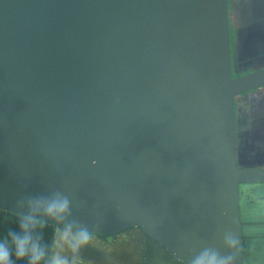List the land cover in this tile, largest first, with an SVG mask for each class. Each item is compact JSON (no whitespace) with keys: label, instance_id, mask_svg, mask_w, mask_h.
<instances>
[{"label":"water","instance_id":"obj_1","mask_svg":"<svg viewBox=\"0 0 264 264\" xmlns=\"http://www.w3.org/2000/svg\"><path fill=\"white\" fill-rule=\"evenodd\" d=\"M232 2L0 0V211L38 200L69 259L61 233L87 228L76 264H140L145 240L244 264L241 201L264 166L237 142L235 99L264 88V52L237 53ZM53 192L66 223L46 214Z\"/></svg>","mask_w":264,"mask_h":264},{"label":"crops","instance_id":"obj_2","mask_svg":"<svg viewBox=\"0 0 264 264\" xmlns=\"http://www.w3.org/2000/svg\"><path fill=\"white\" fill-rule=\"evenodd\" d=\"M229 17L231 40L232 43H236L237 53L247 52L250 54L247 55L249 59L256 52L263 53L264 0H233L229 5ZM242 100L243 112L249 122L248 149L254 159L264 166V88L246 95ZM245 108L248 109L247 112ZM260 144L262 145L260 150L256 149ZM255 151L261 152V155L256 156ZM242 205L243 237H248L245 240L251 243L250 254L244 264H264V187H253L252 193L246 197ZM21 219L0 211V239L7 238L12 231H19ZM56 232L55 227L37 222L36 233L47 246L49 255L52 253ZM144 243L140 264H181L156 243L150 240H145ZM13 261L14 264H27L26 260H16L15 256Z\"/></svg>","mask_w":264,"mask_h":264},{"label":"clouds","instance_id":"obj_3","mask_svg":"<svg viewBox=\"0 0 264 264\" xmlns=\"http://www.w3.org/2000/svg\"><path fill=\"white\" fill-rule=\"evenodd\" d=\"M46 202V214L50 218L66 223L72 216L71 201L61 192H53L47 197L40 198ZM36 199H29V211L22 216L19 231H12L7 238L0 239V264H14L16 260L27 261V264H76V257L80 249L91 240L87 228L79 227L75 232L65 229L61 239L68 245L72 258L55 253L49 255L47 246L42 243L41 237L36 233L37 219L31 215V207L37 203ZM18 202V206L21 205ZM229 246H234L235 240H228ZM230 256H222L219 251L211 247L202 248L189 264H230Z\"/></svg>","mask_w":264,"mask_h":264},{"label":"flooded vegetation","instance_id":"obj_4","mask_svg":"<svg viewBox=\"0 0 264 264\" xmlns=\"http://www.w3.org/2000/svg\"><path fill=\"white\" fill-rule=\"evenodd\" d=\"M248 94H249V93H248ZM237 99H239V97H237L235 100L237 101ZM243 103H244V102H243V100H242V101L240 102V106H241V107H243V105H242ZM241 107H240V108H241ZM243 110H244L243 108H242L241 111L239 110L240 112H238V117H237V120H238V122L240 123V125H241L242 127H243V125H244V121H245V119H244V118L242 119V117H246L245 114H244V112H243ZM243 131H244V132H243V138H242V139H243V140L246 139L247 142H248V135H247L248 133L246 132V130H243ZM244 135H245V136H244ZM246 137H247V138H246ZM237 141H238V140H237ZM253 187H254V186H253ZM253 187H252V189H253ZM246 188H247V187H246ZM246 193H247V192H246ZM248 194H251V193H248ZM244 236H245V235H244ZM245 238L248 239V237H246V236H245ZM104 239L107 240L108 242H109V240H110V238H106V237H105ZM247 242H248V241H247ZM248 244L251 245L250 241L248 242ZM246 257L248 258V256H246ZM248 260H249V259H248ZM244 263H246L245 260H244Z\"/></svg>","mask_w":264,"mask_h":264},{"label":"trees","instance_id":"obj_5","mask_svg":"<svg viewBox=\"0 0 264 264\" xmlns=\"http://www.w3.org/2000/svg\"><path fill=\"white\" fill-rule=\"evenodd\" d=\"M238 112H240V111H239V110L237 111V114H236L237 117H238ZM243 118L245 119L243 127L247 128V122H246L247 120H246V117H242V119H243ZM246 132H248L247 129H246ZM244 136H245V135H244ZM242 138H243V135H242L241 138L238 139V141H237L238 144L241 143V146H244V144H245V146H247V145H248L247 140H246V139L243 140ZM246 138H247V137H246ZM257 186H258V187H264V185H257ZM254 187H255V186H254ZM248 195H249V194H248ZM248 195H246V197H247ZM245 199H246V198H245ZM245 199H244V200H245ZM244 200L241 201V206H240V208H242V206H243L242 204H243V201H244ZM246 258H247V257H246ZM246 258H245V259H246Z\"/></svg>","mask_w":264,"mask_h":264},{"label":"rangeland","instance_id":"obj_6","mask_svg":"<svg viewBox=\"0 0 264 264\" xmlns=\"http://www.w3.org/2000/svg\"><path fill=\"white\" fill-rule=\"evenodd\" d=\"M234 76H237V73H234ZM235 102H236V100H235ZM237 102L239 103V105H238V110L241 111L243 107L240 106V101H239V99H237ZM239 107H241V108H239ZM247 110H248V109L245 108V111H246V112H247ZM243 111H244V110H243ZM261 146H262V145L260 144V146H259L258 148H256V149H259V150H260V147H261ZM257 154H260V155H261V152H257V151H255V155H256V156H257Z\"/></svg>","mask_w":264,"mask_h":264}]
</instances>
